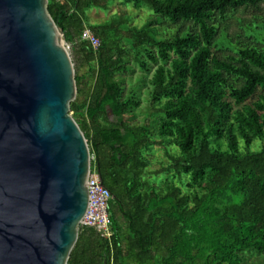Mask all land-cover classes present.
<instances>
[{"label":"trees","instance_id":"16d2710c","mask_svg":"<svg viewBox=\"0 0 264 264\" xmlns=\"http://www.w3.org/2000/svg\"><path fill=\"white\" fill-rule=\"evenodd\" d=\"M114 1L48 0L89 66L75 73L70 113L112 196L110 241L80 228L67 264H242L246 253L264 264V0H119L153 15L140 28L89 21ZM129 55L143 71L155 65L154 125L124 120L140 106L116 80ZM154 148L169 161L151 172Z\"/></svg>","mask_w":264,"mask_h":264},{"label":"water","instance_id":"95a60500","mask_svg":"<svg viewBox=\"0 0 264 264\" xmlns=\"http://www.w3.org/2000/svg\"><path fill=\"white\" fill-rule=\"evenodd\" d=\"M48 0H0V264H67L91 156L75 72Z\"/></svg>","mask_w":264,"mask_h":264},{"label":"rangeland","instance_id":"374dc122","mask_svg":"<svg viewBox=\"0 0 264 264\" xmlns=\"http://www.w3.org/2000/svg\"><path fill=\"white\" fill-rule=\"evenodd\" d=\"M149 15H153L151 9L144 8L137 11L132 6H127L119 0L110 4L106 10H91L88 13L89 21L93 24L103 23L113 16H125L129 18L132 25L139 28L147 23ZM63 41L64 46L66 48L68 47L67 51L72 60L74 72L79 76L85 75L89 70V66L79 55L78 45L80 42L78 40H75L73 43H66L65 40ZM124 64L127 70L116 77V80L124 86L125 94L136 96L140 102L139 108L134 111V113L126 115L124 120L131 125H154L155 120H153L152 111L149 106V92L152 88L150 80L153 77L155 65H150L148 71H143L133 61L130 55L125 58ZM211 141L213 145H215L216 140L212 138ZM260 144L261 142L256 141L253 150L258 149ZM239 147L242 151L245 150L244 142L241 139H239ZM222 149H226V143L224 141H222ZM174 151H176L174 147L169 148L170 155L173 154ZM147 158L150 161L149 170L151 172L162 169V164H166L169 161L167 151L162 148H154L152 151L147 152ZM244 255L241 256L243 258L242 264H260L263 260L262 257L258 256V253L250 257Z\"/></svg>","mask_w":264,"mask_h":264},{"label":"built area","instance_id":"2783aa9c","mask_svg":"<svg viewBox=\"0 0 264 264\" xmlns=\"http://www.w3.org/2000/svg\"><path fill=\"white\" fill-rule=\"evenodd\" d=\"M82 40L89 42L94 50L99 46V40L89 29L84 30ZM101 182L97 172L92 170L90 166L87 178L88 207L79 228L92 229L97 233L100 240L110 241L112 231L109 221V203L112 196Z\"/></svg>","mask_w":264,"mask_h":264}]
</instances>
